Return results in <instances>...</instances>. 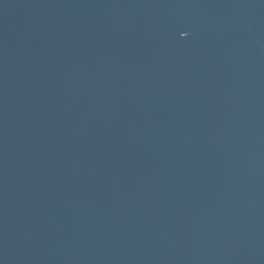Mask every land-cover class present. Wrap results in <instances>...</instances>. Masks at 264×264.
I'll use <instances>...</instances> for the list:
<instances>
[{
	"label": "water",
	"instance_id": "water-1",
	"mask_svg": "<svg viewBox=\"0 0 264 264\" xmlns=\"http://www.w3.org/2000/svg\"><path fill=\"white\" fill-rule=\"evenodd\" d=\"M0 264H264V0H0Z\"/></svg>",
	"mask_w": 264,
	"mask_h": 264
}]
</instances>
